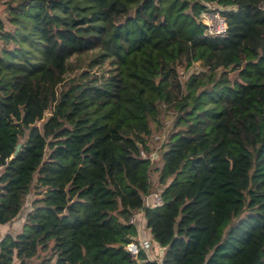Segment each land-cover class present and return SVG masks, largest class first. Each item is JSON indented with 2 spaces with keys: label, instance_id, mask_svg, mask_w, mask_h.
<instances>
[{
  "label": "trees",
  "instance_id": "16d2710c",
  "mask_svg": "<svg viewBox=\"0 0 264 264\" xmlns=\"http://www.w3.org/2000/svg\"><path fill=\"white\" fill-rule=\"evenodd\" d=\"M0 3V223L36 194L0 264H264V0ZM138 208L160 260L125 247Z\"/></svg>",
  "mask_w": 264,
  "mask_h": 264
},
{
  "label": "rangeland",
  "instance_id": "374dc122",
  "mask_svg": "<svg viewBox=\"0 0 264 264\" xmlns=\"http://www.w3.org/2000/svg\"><path fill=\"white\" fill-rule=\"evenodd\" d=\"M211 6L213 7H219L216 3L214 2H210ZM2 7V4L0 3V9ZM192 69H195V70H198L200 69V67L198 66V63L197 61H195L187 70H185L184 68H181L180 71H181V75L182 77H185L187 76L188 72ZM234 75V71H231L230 72V76H233ZM173 114L174 112L170 111V110H167V109H164L163 112H162V115H163V123H162V126H161V130H158V129H154L153 130V135H157L158 133H156V131H161V133H165V131L171 126V123H172V118H173ZM41 121H39L38 123L40 124ZM151 141H152V144H153V147L158 149L161 141L160 140H156L154 139L153 137H151ZM159 153L157 152H154V155L152 157V167L154 166H157L161 163V160L159 158ZM156 167L152 169V171L150 172V179H151V195L153 196V193L154 192H157L158 191V188H160V186L158 185L157 183V179H156ZM35 189L33 187L30 188V190L28 191V193L26 194L25 196V200H24V203H23V206L20 210V216L25 213V211L27 209H29L30 207V203L32 201V198L35 196ZM147 238L149 239L150 241V244L148 247L145 248L146 252L149 254V257L151 258H156L158 260H160L161 256H162V253H163V249L162 247H160V245L152 238L151 235H149V233L146 234ZM45 254V251H40L38 254H37V257L34 256V259L32 261L31 264H34V263H38L39 260L41 259V257Z\"/></svg>",
  "mask_w": 264,
  "mask_h": 264
},
{
  "label": "built area",
  "instance_id": "2783aa9c",
  "mask_svg": "<svg viewBox=\"0 0 264 264\" xmlns=\"http://www.w3.org/2000/svg\"><path fill=\"white\" fill-rule=\"evenodd\" d=\"M201 20L204 23V32L207 34H223L226 31V20L219 7H213L210 3H206L205 9L201 12ZM154 150L148 153V156L152 160ZM141 155L146 156L145 152L141 150ZM161 202L159 192L153 193V201L151 204H158ZM129 221L137 222L136 211L133 210L129 216ZM150 244L147 237H134L129 240L125 247L132 254H136L140 248H146Z\"/></svg>",
  "mask_w": 264,
  "mask_h": 264
},
{
  "label": "crops",
  "instance_id": "0c3cea01",
  "mask_svg": "<svg viewBox=\"0 0 264 264\" xmlns=\"http://www.w3.org/2000/svg\"><path fill=\"white\" fill-rule=\"evenodd\" d=\"M144 201H145L146 204H150L153 201V196L151 195V192L144 197ZM30 207H31V205H30ZM26 211H25V213H26ZM135 211H136V215H137V227H138V234H137L136 237H146L147 233H149V235H151L149 229L144 225L145 224V219H144V216H143L142 209L138 208ZM25 213H23L20 216V212H19L11 220H8L6 222L0 223V236L3 235L6 232H10L11 234H15L16 232H18L20 230V228H21V224L23 222ZM160 247L163 248V246H161V245H160ZM147 256L149 257L148 253H147ZM35 257H37V255H35ZM33 259H34V256L29 258V259H27V262L31 264ZM18 263H19V259L16 256H14L10 264H18ZM34 264H36V263H34Z\"/></svg>",
  "mask_w": 264,
  "mask_h": 264
},
{
  "label": "water",
  "instance_id": "95a60500",
  "mask_svg": "<svg viewBox=\"0 0 264 264\" xmlns=\"http://www.w3.org/2000/svg\"><path fill=\"white\" fill-rule=\"evenodd\" d=\"M19 146H20V142H17L15 144V147H14V150H13L12 154L16 153V151L19 149Z\"/></svg>",
  "mask_w": 264,
  "mask_h": 264
}]
</instances>
